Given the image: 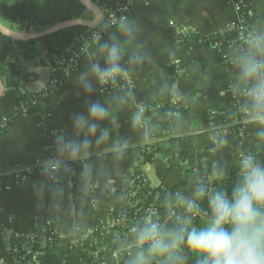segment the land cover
<instances>
[{
  "label": "crops",
  "instance_id": "obj_1",
  "mask_svg": "<svg viewBox=\"0 0 264 264\" xmlns=\"http://www.w3.org/2000/svg\"><path fill=\"white\" fill-rule=\"evenodd\" d=\"M0 2L8 4L0 13L2 24L10 13L52 17L69 8V0ZM112 2L114 5L115 2ZM253 11L252 32L264 31V0H255ZM131 16L140 23L141 39L153 56L151 63L132 69L134 100L121 103L117 99L124 95L125 89L114 95L98 89L90 97L79 91L74 77L85 67L86 53L82 56L78 71L67 78L62 87L50 91L40 100L37 114L30 115L17 109L18 93L14 86L18 82L15 78L11 79V87H5L0 97V119L8 118L10 127L0 138V173L14 164H44L47 155L45 132L59 128L67 137H75L71 117L85 111L86 100L106 102L116 116L117 123L113 126L108 121L103 122L102 127L110 131L109 140L95 144L93 138L92 146L79 158L85 161L83 171L74 172L71 168H64L58 172L55 185L34 179L27 185H14L8 193L0 192L2 264H21L12 258V248L28 244L30 237L43 231L46 222L56 225L60 235L68 239L87 237L98 227L109 240L103 246L106 263L123 261L128 264L130 258L127 256H133L136 251L130 243L132 233L119 237L120 225L111 220L110 212L120 201L122 191L131 184L140 145L149 139L153 124L159 121H168L176 134H192L190 150L196 158L197 171L211 179L216 178L214 168L221 164L236 168L239 153L250 151L253 144L258 142L255 138L256 128L252 125H248L239 136L226 132L224 127L213 133L202 117L204 109L222 102L226 90L231 89L236 74L233 63L235 48L223 46V51L231 57V62H227L210 43L195 44L190 51L177 44L180 27L184 25H195L197 32L204 36L225 32L237 18L233 0H137ZM104 38L107 39V34ZM177 63L183 73L173 80L169 67ZM15 66L38 72L40 85L42 69H48L27 60H18ZM172 82L179 87L180 99L173 100L167 92L160 91L162 85ZM150 101L157 104L144 107ZM241 102L243 98L237 96L234 105ZM165 104L188 105L189 110L183 116L170 114L165 117L162 114ZM137 106L144 110V121L140 126H133L132 117ZM46 112L52 114L41 118ZM217 134L226 143L213 151V137ZM117 142L126 143V148H130V161L124 150H117ZM58 157L67 159L59 153ZM162 166V161L157 159L155 163L144 167L153 186L160 184L157 171ZM7 181H12V178L7 177ZM181 181L182 168L176 165L167 174L165 185L172 188ZM194 186L191 184L181 193L190 194ZM183 255L186 257L185 262L188 261L189 252L183 251ZM158 259H154L153 264Z\"/></svg>",
  "mask_w": 264,
  "mask_h": 264
},
{
  "label": "clouds",
  "instance_id": "obj_2",
  "mask_svg": "<svg viewBox=\"0 0 264 264\" xmlns=\"http://www.w3.org/2000/svg\"><path fill=\"white\" fill-rule=\"evenodd\" d=\"M92 29L91 40L85 42V67L74 77L76 87L90 97L105 85L123 81L126 89L117 99L121 103L134 100L132 69L153 61L141 39L140 23L130 15L121 14L99 23L93 21ZM234 55L236 74L231 91L243 98L244 122L256 128L258 141H264V31L250 33L244 46L234 50ZM70 70L71 65L65 68L66 73ZM160 91L167 92L173 100L181 98L175 82L162 85ZM85 103V111L71 117L75 137L62 132L55 136L57 152L67 159H79L92 146L93 138L95 144L108 141L110 131L102 124L117 123L106 102L86 100ZM143 121L144 110L137 106L133 126H140ZM213 143L216 151L226 140L217 134ZM126 147L123 142L116 144L119 151ZM62 163V160L50 161L54 166ZM236 168L238 178L227 189L198 182L190 194H169V215L175 217L171 227L161 224L155 211L133 226L130 243L136 251L128 264H153L158 257L162 258L160 264H185V248L196 264H264V160L252 151H242ZM214 175L222 180L227 173L216 167ZM200 217L204 219L198 224Z\"/></svg>",
  "mask_w": 264,
  "mask_h": 264
},
{
  "label": "trees",
  "instance_id": "obj_3",
  "mask_svg": "<svg viewBox=\"0 0 264 264\" xmlns=\"http://www.w3.org/2000/svg\"><path fill=\"white\" fill-rule=\"evenodd\" d=\"M15 2L34 3L46 0H14ZM93 4L102 10L112 6V1L116 0H90ZM255 0H246V22L254 19L253 5ZM8 4L0 2V13ZM92 11L83 5L79 0H69V8L66 12L48 17V16H27L19 13H10L4 24L14 31L23 32H42L54 25L73 19H92ZM91 27L76 26L61 30L54 34L42 37L37 40L19 41L0 32V78L5 87H11V79L17 80L16 89L18 98L16 107L18 110L22 106L27 108L26 114H37V107L31 105L33 96L43 95L45 90L40 85V75L36 71L20 69L15 66L18 60L32 61L38 66L52 68L56 64V59L62 55L71 56L81 45V36L89 35L92 32ZM218 39H227L228 41L238 40L239 46H244L245 37L240 36L238 30L222 32L215 35L204 36L198 32H190L183 35L177 42L178 46L186 51H190L195 44L210 43ZM211 44V43H210ZM36 46V48L34 47ZM173 80L178 75L176 67H169ZM237 95H234L231 89L226 90L222 102L207 107L202 112V117L206 120L213 133H217L226 128L228 133L239 136L241 132L249 125L244 122L242 115V103L234 105ZM157 103L150 101L144 107H153ZM189 110L188 105L165 104L162 108L163 116L174 114L183 116ZM66 136V135H65ZM193 141L191 133L176 134L168 121H159L153 124L150 137L140 145L138 163L135 167L132 181L128 188L122 191V197L116 207L110 212V218L113 221L121 223L119 237H124L131 232L133 226L141 223L144 217L154 210L158 213L161 224L171 227L175 223V217L169 215L167 207V197L169 194L182 192L191 184L198 182L205 183L210 187L223 186L229 188L238 178L237 169L226 164L220 167L225 169L227 175L221 179H211L208 175L197 171V162L195 156L190 150V144ZM261 160H264V141H258L251 147ZM46 161L40 166L33 167L34 173L40 172L35 179L48 182L55 185L54 179L50 176L58 173L53 171L49 165L50 158L58 157L56 141L52 135L47 136L45 147ZM127 160L130 161V148L124 149ZM160 159L163 166L158 169L157 176L160 184L153 186L144 171L147 164L155 163ZM63 163L58 167L60 169L71 168L74 172L84 170L85 161L83 159H62ZM182 168V181L169 188L165 185L167 174L176 166ZM202 207H204L202 205ZM177 211H180L177 209ZM204 217L197 219V223H202ZM45 227L56 228L53 234V240L49 242H28L26 245H19L17 252L11 253L12 258L20 260L23 264H107L104 259L103 246L108 242L100 229L96 227L87 237L68 239L62 237L56 225L46 222ZM49 234L44 231L41 235ZM183 251L188 252L185 248ZM190 254V253H189ZM131 259L132 256H127ZM162 258L155 264H160ZM115 264H124L118 261ZM185 264H196L195 258L190 254Z\"/></svg>",
  "mask_w": 264,
  "mask_h": 264
},
{
  "label": "built area",
  "instance_id": "obj_4",
  "mask_svg": "<svg viewBox=\"0 0 264 264\" xmlns=\"http://www.w3.org/2000/svg\"><path fill=\"white\" fill-rule=\"evenodd\" d=\"M136 1L137 0H116L114 5H112L109 8H106L105 11L102 10L104 13L103 20H107L110 17L119 16L121 14H127L131 16ZM245 1L246 0H233L237 18L235 21H233L229 25L225 33L229 31L238 30L240 32V36L245 37L246 39L247 36L250 33H252V30L250 28V22L248 21L246 22L245 20V16H246L245 7L247 6V3ZM17 32L22 33L23 31L17 30ZM190 32H197L195 25L189 24V25H184L180 27V32H179L180 34H179L178 40L183 35H185L186 33H190ZM25 33H33V32L30 31V32H25ZM90 40H91V34L81 36V41H82L81 45L76 50V52H74V54H72L71 56L62 55L58 57L56 59L55 66L52 68H48L50 71V79H49L48 84L43 88L45 90V93L43 95L33 96L31 98L32 106L37 107L38 103L43 97H45L50 91L57 89L59 87H62L65 83V80L69 78L71 75H73L76 71H78L81 65L82 56L86 53L85 42H88ZM210 43L213 47H215L222 54L223 58L227 62H231V57L229 53L223 51V46L227 45L235 49H237L238 47H242V46H239L238 40L228 41L227 39H224V40L218 39ZM91 46L92 45L89 44V48ZM69 65H71V70L70 72L66 73L65 68L68 67ZM174 66L176 67L177 75H181L183 73V70L180 67L179 63L175 64ZM132 83L134 84L133 81ZM134 87H135V84H134ZM102 89L104 90V93L109 94V95H114L118 91L122 89H126V84L123 81H117L115 84L103 86ZM20 111L26 113L27 108L25 106H22ZM51 114H52L51 112H46L41 118H47ZM9 127H10V120L8 118L4 117L0 119V138L7 132ZM224 130L228 132L226 128ZM61 132L63 133L64 131L58 128V129H52V130L46 131L45 133H46V136L52 135L55 138L56 134L61 133ZM53 160H58V157L56 156L54 158H50L48 160V165L53 171L58 173L61 169L58 166H54L50 164V161H53ZM35 166L41 167L39 163H37L36 165L14 164V165L9 166V168L6 171L0 173V192L8 193L13 189L14 185H27L31 183L35 179V176L41 172L40 171L38 173H34L33 167ZM7 177H11L12 181H7ZM56 178L57 176L55 174L50 176V179L56 180ZM151 211H154V210H151ZM114 222L121 226V223L116 222V221ZM44 231L48 232L49 234L41 235L42 232ZM42 232L30 237L29 242H36V241H39L40 239H41L40 240L41 242L52 241L54 237L53 234L56 232V228L44 226V229ZM92 232L93 231H91L90 233ZM17 247L18 246L13 247L11 250V253L17 252ZM17 261H20V263L23 264L22 258H20V260L18 258ZM0 264H2L1 260H0ZM82 264H87V263H82ZM99 264H103V263H99Z\"/></svg>",
  "mask_w": 264,
  "mask_h": 264
},
{
  "label": "water",
  "instance_id": "obj_5",
  "mask_svg": "<svg viewBox=\"0 0 264 264\" xmlns=\"http://www.w3.org/2000/svg\"><path fill=\"white\" fill-rule=\"evenodd\" d=\"M79 1L92 11L95 18L88 19V20H85V19L68 20L65 22H60V23L54 25L53 27L49 28L46 31L33 32V33H25V32L20 33V32L12 30L9 27H7L6 25L0 23V32L11 37V38H13V39H15V40L31 41V40H37V39H40L42 37L54 34L56 32L64 30V29H68L70 27L84 26V27H91L92 28L93 21L99 23L101 20H103L104 13H103L102 9H100L98 6L93 4L90 0H79ZM41 76L43 77L41 87L44 88L48 84L49 79H50L49 70L48 69H42ZM4 92H5V85L2 81V79L0 78V97H2Z\"/></svg>",
  "mask_w": 264,
  "mask_h": 264
}]
</instances>
